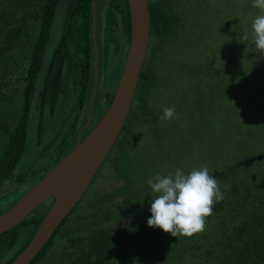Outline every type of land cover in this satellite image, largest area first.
Returning <instances> with one entry per match:
<instances>
[{
    "label": "trees",
    "instance_id": "obj_1",
    "mask_svg": "<svg viewBox=\"0 0 264 264\" xmlns=\"http://www.w3.org/2000/svg\"><path fill=\"white\" fill-rule=\"evenodd\" d=\"M248 1L249 6L246 5ZM92 2L93 0H0V204L7 202L10 207L43 176L46 166L57 164L63 158L66 146L74 144L77 137V132L64 134L53 131L51 143H55L54 150L42 165L43 170L20 169L33 101L38 112L40 136L44 116L53 115L55 107L64 102L61 98L64 97L65 90L69 91L70 102L73 101L72 108L79 104L76 110L88 108L92 87L96 97L102 93L98 104H108L107 100L110 102L112 98V94L105 93L103 86L107 81L113 82L115 79L116 82L120 72L111 76L106 71L105 80L100 75L95 78L93 63L96 55H104L107 42L115 45L118 33H126L130 40L127 1L124 0V5L118 9L122 11L118 23L98 18L97 12L94 14V42L97 44L99 41L97 48H94L92 36ZM252 2L253 0H233L228 18L219 19L216 31L220 33L222 44L214 48L219 53H208L202 47L195 23H203V19H194L189 7L191 0H181V9L174 8L167 0L148 2L149 37L154 42L148 45L135 96L137 107L143 113L137 119L134 117L133 121L150 117L149 121L155 125L153 136L156 141L146 145L154 154V168L158 167L154 164L158 159L166 158L163 155L165 148L178 133L176 112L172 119L163 121L152 113L143 96L144 90L153 87L159 79L151 69V65H155L151 61L153 57L167 63L173 75H176L175 69L180 67L181 70L184 61L188 78L194 73H201L205 79L212 76L223 60L226 72H238L231 83L223 85V89L229 93L230 102L242 105V108L247 105L248 112L259 113L264 107V54L259 53L258 71L254 70L248 77V65L245 66L240 61L248 59L245 58L247 54L243 53V49L250 41H246L244 29L235 20L236 14H233L237 3L248 8L252 7ZM219 4L226 5V1L219 0ZM95 5L98 8V4ZM113 5L112 1L106 8L117 12V7ZM255 9L258 11L256 15L264 14L260 9ZM204 10L206 8L203 7ZM59 12L62 15L60 37L51 57L44 63L47 43ZM252 22L249 27L251 40ZM185 23L189 25L186 26ZM231 31L236 32L228 40ZM151 38L149 39L152 41ZM183 48L192 52L191 58L201 56L204 63L198 67L191 65L188 59L181 60ZM152 52L156 54L150 57ZM105 63V60L99 59L97 64L105 71ZM255 73H258V79L254 78ZM201 83L192 80L188 84V92L196 107L200 105L197 93L205 91ZM220 88L221 85H214L211 91ZM98 104L97 110L100 111ZM178 104L179 99H175L170 107L174 106L177 110ZM212 105L213 102L201 107L208 109ZM12 106L13 118L8 120L6 117L13 111ZM15 108L17 110L14 117ZM224 111L223 123L227 122L228 129L233 130L236 121H231ZM132 112L135 110L132 109ZM234 112L236 115L239 111L234 109L230 116ZM216 117L219 125L222 124L221 115L217 114ZM133 121L128 114L129 127H132ZM68 122H75L74 118L70 117ZM261 122L264 124V117ZM91 127L92 125L83 130L82 138ZM125 133L128 135L129 131L126 130ZM224 150L223 147L220 154ZM220 154L216 155L218 160L221 158ZM257 156L263 159L258 160ZM250 157L252 156H226V162H219L221 166L209 170L211 174L219 173L217 180L223 199L213 205L212 214L206 218L202 233L192 237H172L159 228H149L147 219L150 217V200L142 226H130L131 230L127 234L115 238L104 228L110 216L102 211H94L97 203H105V200L97 198L91 201L89 195H83L30 264H264V170H253L255 165L264 163V152L255 154L251 158L255 159L252 162ZM31 180L34 181L30 182ZM27 184L30 185L29 188ZM50 205L51 200L33 210L20 225L0 235V255L6 249L17 246L2 264H10L26 247ZM21 231L27 232L25 238L19 237Z\"/></svg>",
    "mask_w": 264,
    "mask_h": 264
},
{
    "label": "rangeland",
    "instance_id": "obj_2",
    "mask_svg": "<svg viewBox=\"0 0 264 264\" xmlns=\"http://www.w3.org/2000/svg\"><path fill=\"white\" fill-rule=\"evenodd\" d=\"M225 1L226 5L224 4L223 6L219 4V0H191V4L189 5L194 19H203V23L196 22L195 24L197 25L196 30H198L200 35L199 39L201 45H203L202 47L205 48L208 53H216L217 50L214 48L222 44L220 33H217L216 31V25L218 24L219 19H223V17L228 18L227 16L230 15V6L233 5V0ZM97 4L98 18L102 17L105 20L107 19V21L111 19L114 23H118L120 21L121 15L118 12L109 11L106 8L107 4L105 0H97ZM249 4L250 1L246 2L247 6H249ZM247 6L245 7L237 3V5L234 6L235 10L233 14H236L235 20H238L237 23L239 24V26L244 29L246 41H250V43H248L243 49V53L247 54L245 58L248 59L240 61L241 64H244L245 66L248 65L247 74L249 77L253 74L254 70L256 72L258 71V64L260 63L258 59L259 53L254 48V45H252L253 38L251 40V34L249 30L252 20L255 19L256 16H258L256 15L258 11L252 7L247 8ZM203 7L206 8L207 11H203ZM219 10H222L223 12L220 13ZM202 16H204V18ZM61 21L62 15L61 12H59L56 16V21L47 43L44 63H46V61L51 57L57 45L61 33ZM233 32L236 31H231V33L228 34V40H230V38L235 35ZM115 34H117V32H115ZM128 40L129 37L126 33H120L118 34V40L116 41V43H114L115 45L109 44L107 42L104 48V50L106 51L104 55H96V69L98 75H100V77H104V80L106 77V71L111 76H114V73L121 72L128 50ZM95 45L96 48L99 47V41ZM217 53H219V51ZM235 53L240 55L236 51ZM155 54L156 53L152 52L150 57ZM191 54V51L183 48L181 52V60L188 59V62L191 65L194 64L200 67L204 63V60L201 61V56L191 58ZM99 59L100 61L105 60V71L100 65L97 64ZM151 61L156 65H151V69L154 70V74L159 76V79L153 87L144 90L143 96L146 99V104L151 108L158 109L161 116H163V110L165 108L170 107V105L175 102V99H179L177 110H175V119L177 122L176 131L178 133V136H174V138L171 139V142L168 145L167 149L165 148V152L163 153V155H165L166 158L164 160L158 159L154 163L155 165H158V167L156 168H147L150 161L155 159L152 152L142 151V153H140L138 151H135V154H133V158H135L134 164L136 166V170H139L141 172V176L137 175L134 180V183L136 185H146L149 178L147 180L144 179L143 175L145 173L156 172V174H153L152 176L154 177L158 174L161 176H165L170 172L174 174L177 168L183 169L185 173L190 172L192 169L205 166L208 167L209 170H213L222 165L219 162H226V156H252L250 157L251 159L254 158L255 154L264 152V124L261 122V118L264 117V107L260 110L259 113L248 112L249 107H247V105H244V108H242V105L238 106L237 104H234L235 102H230L229 93L225 89H223V85L231 83L233 80V76L238 75V72L236 70H233L234 73H232L233 71L230 70L226 72V69L223 68L224 61L221 60L220 66H218L213 71L212 76H210L209 78L205 79L201 73H194L193 75H191V78H188L185 73L186 68H184V64L186 62L184 63V61L182 62L181 70L176 75H173L172 70L167 66V63H162L161 60H156L154 57L151 59ZM254 75V78L258 79V73H255ZM192 80L199 83H201V81L204 82L201 84L205 91L201 90L197 93L198 100L200 102V105H198L197 107L192 103L193 97L188 92V84ZM117 81V79L116 82L114 79L113 83L107 81L106 85L103 86V89H106L105 93L112 94L114 92L113 90L117 84ZM214 85H221V88L211 91ZM101 94H99L97 97V94L95 92L94 97L91 94L90 100L91 103L93 102L92 110H90L89 100L88 108L84 107L80 110H76L79 108V104L76 105L73 109L72 106L74 104L73 101L70 102L69 91L65 90L64 97L61 98V101L64 102L55 107L53 115L49 114L50 116H44L42 122L43 131L40 136L38 135V112L35 108L36 104L33 101L28 118L26 147L20 169L43 170L41 168L42 165L45 164V162L47 161L46 158L50 154H52L54 150L55 143H51L53 131L60 133L64 132V134L66 132L72 134H75L77 132V137L74 141V144L66 146L65 154L70 149H72L75 146L78 137L80 136L81 128L79 131L78 129L81 123L87 120L93 127L106 110L108 106L107 104L99 107L100 111L97 110L96 104L100 102ZM212 102L213 107L211 106L208 109H204L201 107ZM11 109L13 111H9L10 113L8 112V115L6 114V118H8V120H12L13 118L14 107L12 106ZM234 109H238L239 112H237L236 115L234 112L233 115L230 116ZM16 110L17 108H15L14 117L16 116ZM223 111L225 113H228L231 121H236V126H233V130L228 129L227 122L223 123ZM94 112H99V114L96 115ZM142 113L143 112L141 111V109L136 106V110L135 112L131 113L130 119L134 117L139 118L142 116ZM217 114L221 115L222 124L220 125L217 121ZM70 117H73L75 122L69 123L68 120L70 119ZM128 131L129 134L127 136L131 134V136L135 139V142L141 145V147L139 148L141 150H145L143 145H148V143L150 142L149 124L146 122H136L132 124V127H129ZM65 143H67V141H65ZM115 147L116 142L113 144L109 153L112 152ZM223 147L225 150L220 154ZM124 150L128 151L127 148ZM217 154L221 155V158L219 160L218 156L216 157ZM54 165L55 164H50L46 166V171H44V173L50 170ZM260 169L264 170V163L255 165L253 167V170ZM32 181L34 180H31L30 182ZM98 182L99 183L95 185L89 186L90 188H88L89 190L87 189L84 197L86 195H89L91 201H93L102 196V188H104L109 181L99 179ZM130 185L131 186L129 187L133 188L132 190L136 191V187L134 186L133 181L130 182ZM26 186L27 188H29L30 185L27 184ZM147 191L152 193L150 186L148 187ZM126 192H130V188H126ZM84 203L85 202L83 201L82 204ZM7 204V202L0 204V209H2L0 211V215L4 210H8L14 204V202L10 204V207L7 206ZM94 211L96 213H101V211L96 207H94ZM130 230L131 229H128V231ZM213 230L215 231L216 229L213 228ZM26 235L27 232L25 231H21L19 233V237L21 239L25 238ZM16 247L17 246H14V248ZM14 248L6 249L5 253L0 255V264H2L5 259L10 257L9 255Z\"/></svg>",
    "mask_w": 264,
    "mask_h": 264
},
{
    "label": "water",
    "instance_id": "obj_3",
    "mask_svg": "<svg viewBox=\"0 0 264 264\" xmlns=\"http://www.w3.org/2000/svg\"><path fill=\"white\" fill-rule=\"evenodd\" d=\"M126 1L130 23L129 47L109 106L90 131L81 139V130L75 146L0 215L1 235L20 225L33 210L52 200L34 235L10 264H30L47 244L89 188L123 128L149 44L148 0ZM92 6L94 8V4ZM94 27L93 24L92 36ZM94 70L96 76L95 63ZM92 108L93 102L90 101V110ZM212 175L217 178L219 173Z\"/></svg>",
    "mask_w": 264,
    "mask_h": 264
},
{
    "label": "clouds",
    "instance_id": "obj_4",
    "mask_svg": "<svg viewBox=\"0 0 264 264\" xmlns=\"http://www.w3.org/2000/svg\"><path fill=\"white\" fill-rule=\"evenodd\" d=\"M105 1L107 5L113 1L114 7L115 3L119 8L121 6V0ZM95 3H97V0H95V2L93 0L92 2V5L94 4V8L92 6L93 16L97 12ZM252 7L260 9L261 12L264 13V0H253ZM94 20L95 16L93 18V24L95 26ZM251 28L253 33L252 45H254V48L258 53L264 54V14L255 17ZM94 39L95 34L93 36V45L94 48H96ZM94 63L96 65V56ZM97 76L98 72L96 73L95 78H97ZM93 94L94 92L92 95ZM135 96L136 91L128 111L130 116L132 109L136 110V106H138ZM110 102L107 100L108 106ZM150 109L154 115L161 118L163 121L172 119L175 114L174 106L165 108L163 110V116H161L158 109L151 107ZM127 118L122 130L124 128H129ZM149 118L147 117L145 120L138 122H146L149 124L151 143L156 140H153L155 125L149 121ZM130 120L133 121L135 118ZM133 123L136 122L133 121ZM147 183L150 186L152 193L155 194L150 202V217L147 219V226L149 228H159L164 233L170 234L172 237H192L195 234L202 233L205 230L206 218L212 214L213 205L223 199V194L220 190L217 178L210 174V171L206 166L192 169L188 173H185L183 169L177 168L174 174L171 172L165 176L158 174L148 180Z\"/></svg>",
    "mask_w": 264,
    "mask_h": 264
},
{
    "label": "flooded vegetation",
    "instance_id": "obj_5",
    "mask_svg": "<svg viewBox=\"0 0 264 264\" xmlns=\"http://www.w3.org/2000/svg\"><path fill=\"white\" fill-rule=\"evenodd\" d=\"M148 2H150V0H148ZM167 2L173 5L174 8L181 9V0H167ZM122 5H124L123 0H121V7ZM115 7H117V10L119 9L118 6ZM117 12L120 14V12L122 11L118 10ZM185 25L187 26L188 23H185ZM151 39L152 41L149 39V44L154 42V39ZM147 66H149V64H147ZM179 71L180 67L174 70L175 74H178ZM109 82L113 83L112 81ZM104 85H106V83ZM93 88L94 87H92V93L94 91ZM102 105L104 104H98L99 107H102ZM89 126L90 124L86 120L81 127V130H86ZM128 129L129 128H124L122 130L116 140V147L112 150V152L108 153L90 183L91 186L99 183V179L109 181L107 182L106 186L102 188V196L99 197V199L101 198L105 200V203L98 202L97 208L110 216V222L107 221L105 225L106 227L104 228L107 233H110L115 238H119L123 234H127L130 226H142L143 220L148 213L147 204L154 198L155 195L154 193H150L147 191L149 187L148 183H146V185H136L134 183L137 175L141 176V172L139 170H136V166L134 164L135 158H133V154H135V151H138L140 153H142V151L150 152V149L146 145H143L145 150H141L139 148L141 147V145L135 142V139L131 136V134L127 136V134L125 133ZM153 140H155V138ZM149 145L150 142L148 143V146ZM126 148L128 149V151L124 150ZM149 167L154 168L152 160L150 161L147 168ZM152 176V173H145L143 175L145 180H147L148 178L149 180L152 179ZM131 181H133V184L136 187V191L132 190L133 188L129 187L131 186ZM126 188H130V192H126Z\"/></svg>",
    "mask_w": 264,
    "mask_h": 264
}]
</instances>
